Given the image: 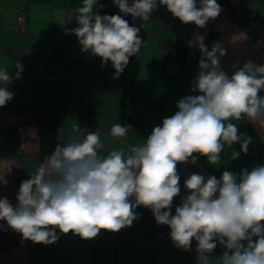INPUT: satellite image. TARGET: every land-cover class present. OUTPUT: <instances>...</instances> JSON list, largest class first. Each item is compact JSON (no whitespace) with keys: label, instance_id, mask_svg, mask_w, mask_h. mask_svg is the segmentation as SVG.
I'll return each instance as SVG.
<instances>
[{"label":"clouds","instance_id":"clouds-1","mask_svg":"<svg viewBox=\"0 0 264 264\" xmlns=\"http://www.w3.org/2000/svg\"><path fill=\"white\" fill-rule=\"evenodd\" d=\"M120 14L100 15L98 0H82L75 12L74 34L81 51L98 56L102 67L110 61L119 78L143 46L139 35L158 6H165L182 24L199 28L222 11L217 0H113ZM139 18L140 27L124 17ZM197 36L201 52L199 72L192 81L197 95L183 97L175 114L153 127L143 143L128 151L106 149L99 130L73 129L63 145L57 144L46 163L21 182L13 205L0 198V221L18 232L22 240L45 246L58 241L57 229L81 239L95 238L101 230L119 232L139 218L135 209L151 210L157 225L170 229L173 244L185 251L196 241V264H264V165L240 172L224 171L220 178L191 174L184 180L187 194L172 214L174 198L180 195L177 165L197 163V156L216 165L227 144L231 159L247 154L252 138L239 132L237 124L247 118L264 122V64L243 63L229 76L221 67L226 55L220 43L211 50ZM191 43V42H190ZM15 75L0 70V107L14 93L6 85L19 80L23 65L15 63ZM119 122L111 127L112 138H123L131 129ZM218 244L223 251L213 256Z\"/></svg>","mask_w":264,"mask_h":264},{"label":"crops","instance_id":"crops-1","mask_svg":"<svg viewBox=\"0 0 264 264\" xmlns=\"http://www.w3.org/2000/svg\"><path fill=\"white\" fill-rule=\"evenodd\" d=\"M217 3L222 11L203 28L182 24L165 6H158L140 28L143 46L114 78L110 61L102 67L100 57L81 51L77 37L67 34L78 26L74 12L82 0H0V70L14 76L15 63L23 65L21 78L5 86L14 97L0 107V198L17 204L21 182L46 163L57 144L67 142L73 129L81 127L82 113L88 115L91 131L99 130L106 145L103 155L111 150L127 152L143 143L153 127L175 114L180 99L199 94L191 90L201 59L197 36L204 37L209 50L215 43L226 49L220 64L229 76L237 62V67L248 61L264 64V0ZM98 4L104 5L94 9L100 15H123L113 0ZM124 18L137 27L144 23L130 15ZM259 95L264 96V91ZM118 122L132 128L125 137L112 138L111 127ZM232 122L252 138L247 154L231 159V151L239 152L240 145L230 149L225 144L216 165L198 154H194L196 164H178L181 192L174 198L172 214L187 194L184 180L189 175L219 179L226 170L238 174L242 168L264 165V122L243 117ZM135 211L139 218L119 232L101 230L84 240L57 229L58 241L47 246L22 240L6 221H0V264H196V241L190 250H182L170 235L168 239L155 235L157 230L170 233V229L157 225L150 209L138 206ZM222 251L218 244L213 256Z\"/></svg>","mask_w":264,"mask_h":264},{"label":"built area","instance_id":"built-area-1","mask_svg":"<svg viewBox=\"0 0 264 264\" xmlns=\"http://www.w3.org/2000/svg\"><path fill=\"white\" fill-rule=\"evenodd\" d=\"M19 21L22 22L21 17L19 18ZM80 119H81V121H80L81 122V128H85V129H88V131H90L91 130V124L89 122L88 115L86 113H82ZM155 235L157 237H160L163 239H168L169 232L166 230H157L155 232Z\"/></svg>","mask_w":264,"mask_h":264},{"label":"rangeland","instance_id":"rangeland-1","mask_svg":"<svg viewBox=\"0 0 264 264\" xmlns=\"http://www.w3.org/2000/svg\"><path fill=\"white\" fill-rule=\"evenodd\" d=\"M148 88V87H147ZM163 96L165 95V93L162 94Z\"/></svg>","mask_w":264,"mask_h":264},{"label":"bare ground","instance_id":"bare-ground-1","mask_svg":"<svg viewBox=\"0 0 264 264\" xmlns=\"http://www.w3.org/2000/svg\"><path fill=\"white\" fill-rule=\"evenodd\" d=\"M91 131V130H90Z\"/></svg>","mask_w":264,"mask_h":264},{"label":"trees","instance_id":"trees-1","mask_svg":"<svg viewBox=\"0 0 264 264\" xmlns=\"http://www.w3.org/2000/svg\"><path fill=\"white\" fill-rule=\"evenodd\" d=\"M156 232V231H155Z\"/></svg>","mask_w":264,"mask_h":264}]
</instances>
